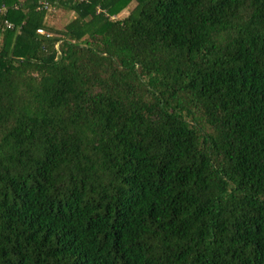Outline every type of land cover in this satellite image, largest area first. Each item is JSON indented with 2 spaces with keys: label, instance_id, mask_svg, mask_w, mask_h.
Listing matches in <instances>:
<instances>
[{
  "label": "trees",
  "instance_id": "16d2710c",
  "mask_svg": "<svg viewBox=\"0 0 264 264\" xmlns=\"http://www.w3.org/2000/svg\"><path fill=\"white\" fill-rule=\"evenodd\" d=\"M49 4L0 0V264H264V0Z\"/></svg>",
  "mask_w": 264,
  "mask_h": 264
},
{
  "label": "rangeland",
  "instance_id": "374dc122",
  "mask_svg": "<svg viewBox=\"0 0 264 264\" xmlns=\"http://www.w3.org/2000/svg\"><path fill=\"white\" fill-rule=\"evenodd\" d=\"M133 6L130 4L125 10H122L116 18H123L127 15L128 10ZM73 14L71 12H66L62 9H55L52 13H50L47 18L48 26L54 29H61L66 23H68L72 18Z\"/></svg>",
  "mask_w": 264,
  "mask_h": 264
},
{
  "label": "built area",
  "instance_id": "2783aa9c",
  "mask_svg": "<svg viewBox=\"0 0 264 264\" xmlns=\"http://www.w3.org/2000/svg\"><path fill=\"white\" fill-rule=\"evenodd\" d=\"M49 1L50 0H38V4H39V7L38 9L39 10H44V11H52V8L49 4ZM78 1H82V0H78ZM5 12V7L1 6L0 7V13L3 14ZM3 25L6 29H11L13 27L12 24H10L9 22L7 21H4L3 22ZM37 34L39 35H44L45 37H47L48 35L46 34V32L43 30V29H36L35 31Z\"/></svg>",
  "mask_w": 264,
  "mask_h": 264
}]
</instances>
